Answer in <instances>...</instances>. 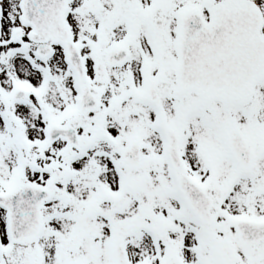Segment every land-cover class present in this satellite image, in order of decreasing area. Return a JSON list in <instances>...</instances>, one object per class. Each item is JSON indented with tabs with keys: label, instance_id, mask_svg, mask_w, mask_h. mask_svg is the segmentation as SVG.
<instances>
[{
	"label": "snow or ice",
	"instance_id": "obj_1",
	"mask_svg": "<svg viewBox=\"0 0 264 264\" xmlns=\"http://www.w3.org/2000/svg\"><path fill=\"white\" fill-rule=\"evenodd\" d=\"M0 264H264V0H0Z\"/></svg>",
	"mask_w": 264,
	"mask_h": 264
}]
</instances>
